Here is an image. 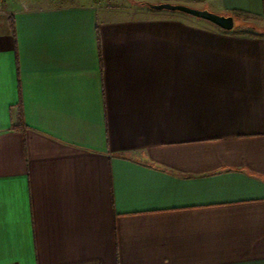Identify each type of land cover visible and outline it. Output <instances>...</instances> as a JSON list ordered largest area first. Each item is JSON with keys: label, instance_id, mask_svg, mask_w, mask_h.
Returning a JSON list of instances; mask_svg holds the SVG:
<instances>
[{"label": "crops", "instance_id": "obj_1", "mask_svg": "<svg viewBox=\"0 0 264 264\" xmlns=\"http://www.w3.org/2000/svg\"><path fill=\"white\" fill-rule=\"evenodd\" d=\"M143 2L264 21L0 0V264H264V31Z\"/></svg>", "mask_w": 264, "mask_h": 264}, {"label": "water", "instance_id": "obj_2", "mask_svg": "<svg viewBox=\"0 0 264 264\" xmlns=\"http://www.w3.org/2000/svg\"><path fill=\"white\" fill-rule=\"evenodd\" d=\"M144 4H148L150 8L154 10H171V11H180L186 13L188 15L206 20L213 25L230 31L235 27V18L233 15L220 14L214 11H211L207 8H197L185 4L180 3H171V2H161V3H149L143 2Z\"/></svg>", "mask_w": 264, "mask_h": 264}, {"label": "rangeland", "instance_id": "obj_3", "mask_svg": "<svg viewBox=\"0 0 264 264\" xmlns=\"http://www.w3.org/2000/svg\"><path fill=\"white\" fill-rule=\"evenodd\" d=\"M241 19L236 21L235 30L238 32H253V31H264V21L261 19L250 20L245 15L240 17ZM244 19L245 21H242Z\"/></svg>", "mask_w": 264, "mask_h": 264}, {"label": "trees", "instance_id": "obj_4", "mask_svg": "<svg viewBox=\"0 0 264 264\" xmlns=\"http://www.w3.org/2000/svg\"><path fill=\"white\" fill-rule=\"evenodd\" d=\"M232 15L234 16V18H235L236 20H240V19H241L240 17H241L242 15H245V14H244V12H242V11L234 10L233 13H232Z\"/></svg>", "mask_w": 264, "mask_h": 264}]
</instances>
